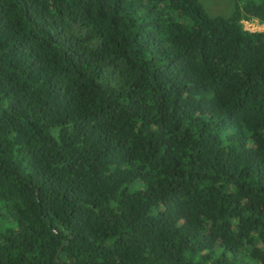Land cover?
<instances>
[{"label":"trees","instance_id":"1","mask_svg":"<svg viewBox=\"0 0 264 264\" xmlns=\"http://www.w3.org/2000/svg\"><path fill=\"white\" fill-rule=\"evenodd\" d=\"M250 20L264 0H0V264H264Z\"/></svg>","mask_w":264,"mask_h":264},{"label":"rangeland","instance_id":"2","mask_svg":"<svg viewBox=\"0 0 264 264\" xmlns=\"http://www.w3.org/2000/svg\"><path fill=\"white\" fill-rule=\"evenodd\" d=\"M206 13L219 14L221 16H228L232 9V0H197ZM243 29L250 32H264V25L258 23L256 20L243 21ZM0 215L4 212L0 211ZM13 227V224L0 217V231Z\"/></svg>","mask_w":264,"mask_h":264}]
</instances>
